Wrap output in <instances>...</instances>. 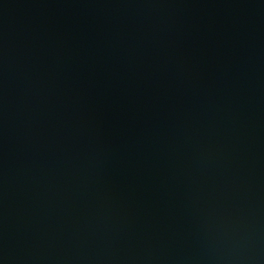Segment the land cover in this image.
I'll use <instances>...</instances> for the list:
<instances>
[{
  "label": "water",
  "instance_id": "water-1",
  "mask_svg": "<svg viewBox=\"0 0 264 264\" xmlns=\"http://www.w3.org/2000/svg\"><path fill=\"white\" fill-rule=\"evenodd\" d=\"M0 264H264V0H0Z\"/></svg>",
  "mask_w": 264,
  "mask_h": 264
}]
</instances>
